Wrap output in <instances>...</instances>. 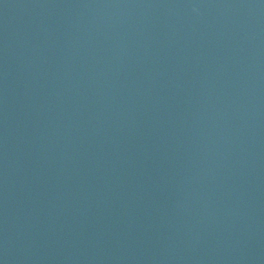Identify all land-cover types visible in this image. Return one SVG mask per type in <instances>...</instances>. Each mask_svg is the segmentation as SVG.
<instances>
[{
    "label": "water",
    "instance_id": "95a60500",
    "mask_svg": "<svg viewBox=\"0 0 264 264\" xmlns=\"http://www.w3.org/2000/svg\"><path fill=\"white\" fill-rule=\"evenodd\" d=\"M0 41L152 75L264 76V0H0Z\"/></svg>",
    "mask_w": 264,
    "mask_h": 264
}]
</instances>
